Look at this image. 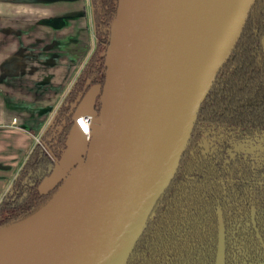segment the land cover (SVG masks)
<instances>
[{
	"label": "water",
	"instance_id": "obj_1",
	"mask_svg": "<svg viewBox=\"0 0 264 264\" xmlns=\"http://www.w3.org/2000/svg\"><path fill=\"white\" fill-rule=\"evenodd\" d=\"M254 1L117 0L99 110L83 111L93 86L44 178L57 171L55 191L29 215L0 226V264H125ZM89 112L87 140L75 118ZM215 264H224L221 217Z\"/></svg>",
	"mask_w": 264,
	"mask_h": 264
},
{
	"label": "trees",
	"instance_id": "obj_2",
	"mask_svg": "<svg viewBox=\"0 0 264 264\" xmlns=\"http://www.w3.org/2000/svg\"><path fill=\"white\" fill-rule=\"evenodd\" d=\"M95 47L74 80L61 97L49 123L27 155L10 186L0 200V226L23 218L41 206L55 191H40L42 180L48 177L67 147L73 126V114L80 101L93 86H99L93 107H100V90L105 77V50L109 26L117 0H90ZM264 133V0H255L230 57L218 72L207 96L202 100L187 145L175 173L157 200L145 227L135 242L125 264H213L216 237L206 235L197 223L191 224L190 213L199 203H214L198 193L205 185L213 186L215 170L204 165L195 175V185L186 177L189 151L208 127ZM260 211H264V194H259ZM184 206V209H181ZM179 211V212H178ZM206 212L213 213L211 209ZM178 213H184L179 217ZM261 215V213H260ZM179 218V220H177ZM208 216L198 217L197 221ZM179 233L176 236L175 227ZM193 228V229H192ZM189 229L191 232L187 233ZM216 233L213 227L205 231Z\"/></svg>",
	"mask_w": 264,
	"mask_h": 264
},
{
	"label": "crops",
	"instance_id": "obj_3",
	"mask_svg": "<svg viewBox=\"0 0 264 264\" xmlns=\"http://www.w3.org/2000/svg\"><path fill=\"white\" fill-rule=\"evenodd\" d=\"M94 41L89 0H0V200ZM97 90L83 111L93 109Z\"/></svg>",
	"mask_w": 264,
	"mask_h": 264
},
{
	"label": "flooded vegetation",
	"instance_id": "obj_4",
	"mask_svg": "<svg viewBox=\"0 0 264 264\" xmlns=\"http://www.w3.org/2000/svg\"><path fill=\"white\" fill-rule=\"evenodd\" d=\"M89 8L93 29L90 0ZM95 43L96 38L92 50ZM204 129L197 143L189 151L190 157L187 163L189 171L186 177L191 180L192 185H195V175L199 174V168L202 165L208 170H215L214 180H210L213 186L205 185V190L198 193V195H204V198H208L206 192L214 193V203L212 206L205 205V210H202L204 204L199 203L196 208L198 213H190L192 219L187 227L197 223L206 235L216 237L213 261L215 264L219 217H221L224 234V264H262L264 262V211L259 212L261 208L259 194H264V133L250 135L238 129L211 126ZM49 190L50 188L44 192ZM181 209H184V206H181ZM210 209L213 213L206 212ZM183 214L178 213L179 217ZM204 216L212 218L214 223H208L207 218H204V221H197L198 217ZM205 227H213L216 233L205 231ZM179 228L176 225V236H178ZM192 229H189L187 233Z\"/></svg>",
	"mask_w": 264,
	"mask_h": 264
},
{
	"label": "built area",
	"instance_id": "obj_5",
	"mask_svg": "<svg viewBox=\"0 0 264 264\" xmlns=\"http://www.w3.org/2000/svg\"><path fill=\"white\" fill-rule=\"evenodd\" d=\"M93 121V114L91 112L84 113L75 118L76 124L80 127L82 133L85 138L88 140L91 134V127ZM38 141V137L36 138V142Z\"/></svg>",
	"mask_w": 264,
	"mask_h": 264
},
{
	"label": "rangeland",
	"instance_id": "obj_6",
	"mask_svg": "<svg viewBox=\"0 0 264 264\" xmlns=\"http://www.w3.org/2000/svg\"><path fill=\"white\" fill-rule=\"evenodd\" d=\"M89 97H90V93L85 96V98H84L85 101L83 100L84 104H88V98Z\"/></svg>",
	"mask_w": 264,
	"mask_h": 264
}]
</instances>
